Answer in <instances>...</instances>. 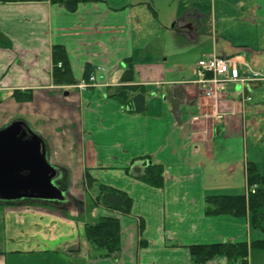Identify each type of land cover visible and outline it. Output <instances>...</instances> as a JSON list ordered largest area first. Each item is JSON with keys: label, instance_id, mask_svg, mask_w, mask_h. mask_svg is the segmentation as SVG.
<instances>
[{"label": "crops", "instance_id": "1", "mask_svg": "<svg viewBox=\"0 0 264 264\" xmlns=\"http://www.w3.org/2000/svg\"><path fill=\"white\" fill-rule=\"evenodd\" d=\"M179 1L183 3L84 0L74 13L49 1L0 4V129L16 120L33 129L27 117L31 112L38 117L50 114L69 119L80 141L88 143V157L75 173L85 189L71 193L67 188L69 199L83 204L70 209L0 203L8 233L0 264H9V259L25 264H196L190 245L264 240L249 215L235 218L206 211L207 199L215 192L206 184L210 162L215 168L225 166L229 179L242 170L244 182L230 183L240 186V195L247 191L249 163L264 177V88L249 84L245 94L251 101L244 102L242 88L230 84L212 100L191 83L198 61L213 55L238 57L252 70L264 72V0H228L237 4L240 15L234 23L225 21L226 13L219 15L223 0H210V8L208 0H189L186 7ZM232 24L249 42L232 38ZM237 43L246 45L232 51ZM55 47L64 48L76 82L83 81L86 67H91L97 84L85 90L56 85ZM189 54L195 58L190 64L185 59ZM128 60L134 64V83L149 94L143 114H134L132 107L109 95L121 86ZM232 147L238 153L241 149L240 159L223 164L228 153L235 152ZM143 159L163 166V188L141 181L142 172L132 174L143 171ZM48 160L55 166L49 155ZM131 167L139 168L132 172ZM87 175L94 180L91 187L84 182ZM100 185L128 194L131 214L99 206L89 192ZM260 187L264 189V181ZM186 209L194 211L188 219L176 215ZM102 217L121 222L122 251L115 260L89 256L85 225ZM205 264L229 263L219 257ZM249 264H264V251L252 250Z\"/></svg>", "mask_w": 264, "mask_h": 264}, {"label": "trees", "instance_id": "2", "mask_svg": "<svg viewBox=\"0 0 264 264\" xmlns=\"http://www.w3.org/2000/svg\"><path fill=\"white\" fill-rule=\"evenodd\" d=\"M18 1H49L53 5L63 6L71 13L76 12L78 6L84 2V0H0V4ZM126 65L127 69L121 78V86L111 89L109 95L120 102L124 107H132L134 114H143L147 107L146 99L148 91L144 86H139L134 83V64L128 60L126 61ZM53 66V78L56 85L78 84L71 74V68L64 48H54ZM93 73V68L86 67L84 80L89 81V78ZM140 162H142L140 166H144L143 171L140 169L141 171L139 170V172H134L132 174L142 172L138 177L141 181L155 189L163 188L166 178L163 166L159 164H148L146 159H143ZM131 168H128L127 170L130 173ZM138 168L139 167L132 168V172L135 169L138 171ZM58 170L65 173L62 169ZM247 177L248 188L254 186L257 187L255 193L250 192L249 194L236 196H211L208 197L207 202L212 208V215L232 216L235 218H244L249 215L251 226L264 232V189L260 187L264 181V177L259 173L254 163L248 164ZM93 181L94 180L87 175L84 182L91 187L94 183ZM99 189V195L95 199L99 206L112 212H119L123 215L131 214L133 200L128 194L107 185H100ZM17 204L19 203H13V205ZM143 223H140V230L143 229ZM85 235L86 242L89 246L90 258L115 260L119 257L122 251L121 222L119 218L102 217L94 224H86ZM188 249L194 263L196 264H205L208 261L219 257L225 258L229 264H238L245 261L252 250L264 251V240H257L250 244L247 242L196 244L188 246Z\"/></svg>", "mask_w": 264, "mask_h": 264}, {"label": "rangeland", "instance_id": "3", "mask_svg": "<svg viewBox=\"0 0 264 264\" xmlns=\"http://www.w3.org/2000/svg\"><path fill=\"white\" fill-rule=\"evenodd\" d=\"M188 2L189 0H183V3L179 1V3L182 4L184 7H186L185 4ZM205 4L207 7L210 8V6L212 5V2L208 0ZM159 6H162L164 8L166 7V5H159ZM176 7L177 6H174V8ZM236 10H237V4L230 3V1L228 0H225V1L223 0V2L219 5V12H220L219 15L221 16L223 13L224 14L226 13L228 15V18L225 21H232V23H234V21H236L237 18H239L240 16L239 14H237ZM232 26L234 28V29L231 28V31L233 32V34H231L232 38L240 39L239 43L249 42L248 38L245 39V38H242V36H238L240 35V31H238L237 26H235L234 24H232ZM262 26L264 27V25ZM239 43L236 44L237 45L235 46L236 48L235 47L232 48V51L234 50L237 51L245 47L246 45L245 44L243 46V45H240ZM190 53H193V52H190ZM185 59L189 61V64L193 63V61L195 60L194 56H192L191 54H189L187 58ZM27 117L30 120V122H32L33 124L32 130L34 131V133L38 134L41 137L43 136L46 146L48 148V155L50 159L53 161V163L55 164V166L53 164L52 165L56 167L57 169H62L65 167L67 168L66 170L67 178L64 179L63 183L67 186L69 191L72 193L73 191H78L81 188L85 189L82 182L79 183L78 180H75V173L79 170L84 158L88 157V154H87L88 143L80 141V135L76 132V128L69 124V119L67 122V121H64L63 117H59V116L57 117L55 115L52 116L50 114H48V116H45V117L44 116L38 117V116H35L33 112H31V114H29V116ZM252 143L253 142H249L250 150L252 149L251 147ZM262 147L263 148H261V156L264 151V145H262ZM232 151H235V152L228 153V155L222 161L223 164L226 162L231 164L235 161L237 162L240 159L242 155L241 149H240V152L238 153V148L232 147ZM255 152H257V155H259V152L257 150H255L254 153ZM218 163H219V160H218ZM148 164H151V163L148 162ZM214 164H215L214 161H212L208 165L207 175L209 176L211 174V176L210 178H207V182H206L207 187L209 189H213L211 191H215L213 192L212 195L214 196H224V195L236 196V195H240L241 193H243V190L238 185L235 187H230L231 182L237 181L239 182V184L244 182L243 174H241L242 170L238 168L239 166L237 167L238 168L237 172H235V177L233 179H229L230 177L229 174H227L225 170H223L225 166L222 167V165L220 166L218 164L217 168H215ZM219 178H220V183H217ZM242 179H243V182H242ZM98 189H99L98 187H95L89 192V194L97 197V195L99 194V191L97 193L96 191ZM83 193L85 194V192ZM89 194L88 195L86 194V197L89 196L88 198H90ZM79 203L83 204V202L81 201H71L68 196L67 201L61 203V205H58V206L72 209V208H76ZM48 204H51V203H48ZM209 209H212V208L207 204L206 211L209 212ZM189 211L190 210L186 212H180V213H177L176 215H181L184 217V219H188L189 217L193 215L192 212H194V211H191V212ZM1 218H2V215L0 214V252H3L5 249V244L8 245V242H6L8 233L3 228V222ZM256 232H260V230ZM8 261H9V264H25L24 262L13 261L12 259H9Z\"/></svg>", "mask_w": 264, "mask_h": 264}, {"label": "water", "instance_id": "4", "mask_svg": "<svg viewBox=\"0 0 264 264\" xmlns=\"http://www.w3.org/2000/svg\"><path fill=\"white\" fill-rule=\"evenodd\" d=\"M48 160L44 139L25 122L16 120L0 129V202L30 201L60 205L68 199L67 188ZM211 212V209H209Z\"/></svg>", "mask_w": 264, "mask_h": 264}, {"label": "built area", "instance_id": "5", "mask_svg": "<svg viewBox=\"0 0 264 264\" xmlns=\"http://www.w3.org/2000/svg\"><path fill=\"white\" fill-rule=\"evenodd\" d=\"M248 65L242 63L238 57H219L213 55L198 61L195 69V77L192 84L198 86L203 95L215 100L224 92L228 85L237 84L242 88L244 102L251 101V97L245 94L249 84H256L264 88V72L254 71L251 68L244 69ZM101 69V68H100ZM99 69V71H100ZM95 75L90 76L89 81H82L77 87L85 90L97 84ZM255 193L256 186L249 188L248 193ZM241 264H249L247 260Z\"/></svg>", "mask_w": 264, "mask_h": 264}, {"label": "flooded vegetation", "instance_id": "6", "mask_svg": "<svg viewBox=\"0 0 264 264\" xmlns=\"http://www.w3.org/2000/svg\"><path fill=\"white\" fill-rule=\"evenodd\" d=\"M64 178H65V174H63V178L62 179H59V180H57V184L60 186V187H62V188H66L67 186L66 185H64V183H63V180H64ZM67 201V200H66ZM27 202H30V201H21V202H15L14 204H16V203H27ZM1 203V202H0ZM3 203V202H2Z\"/></svg>", "mask_w": 264, "mask_h": 264}]
</instances>
